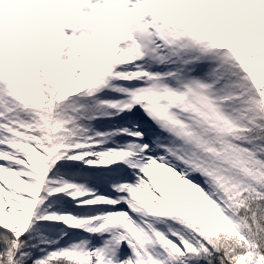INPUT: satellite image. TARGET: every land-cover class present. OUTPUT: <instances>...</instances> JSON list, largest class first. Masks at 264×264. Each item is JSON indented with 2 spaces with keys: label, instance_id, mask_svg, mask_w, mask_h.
<instances>
[{
  "label": "snow or ice",
  "instance_id": "obj_1",
  "mask_svg": "<svg viewBox=\"0 0 264 264\" xmlns=\"http://www.w3.org/2000/svg\"><path fill=\"white\" fill-rule=\"evenodd\" d=\"M0 264H264V0H0Z\"/></svg>",
  "mask_w": 264,
  "mask_h": 264
}]
</instances>
